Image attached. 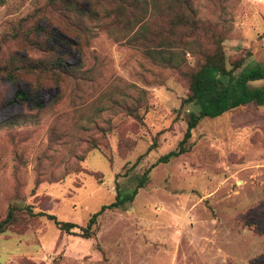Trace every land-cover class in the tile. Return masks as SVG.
I'll use <instances>...</instances> for the list:
<instances>
[{
    "label": "rangeland",
    "instance_id": "rangeland-1",
    "mask_svg": "<svg viewBox=\"0 0 264 264\" xmlns=\"http://www.w3.org/2000/svg\"><path fill=\"white\" fill-rule=\"evenodd\" d=\"M45 2L0 5L2 55L22 49L2 43L10 26ZM227 19V61L264 65V0H239ZM95 34L80 52L61 35L51 42L81 65L83 79L43 80L33 91L35 78L0 77V219L16 202L76 226L65 233L37 217L9 228L0 235V264H264V106L202 120L189 151L154 166L185 133L186 83L106 32ZM133 106L141 122L127 115ZM148 169L133 201L105 211L84 237L80 228L115 200L116 186L133 189Z\"/></svg>",
    "mask_w": 264,
    "mask_h": 264
},
{
    "label": "trees",
    "instance_id": "trees-1",
    "mask_svg": "<svg viewBox=\"0 0 264 264\" xmlns=\"http://www.w3.org/2000/svg\"><path fill=\"white\" fill-rule=\"evenodd\" d=\"M6 1L0 0V5ZM238 1L206 0L200 7L199 0H46L42 10L17 20L4 34L3 44L19 43L22 49L2 55L0 44V77L9 82L35 78L30 85L33 91L45 85L43 80L59 85L67 78L83 79L86 72L81 65L70 64L51 42L61 35L80 52L97 31L106 32L115 42L173 69L186 83L188 93L182 103L192 109L187 115L185 133L177 150L160 157L154 166L167 163L189 151L186 144L191 132L202 120L221 117L249 104L264 106V84L255 85L264 81V65L243 67V60L228 62L223 49L230 32L229 9ZM40 20L44 22L40 24ZM27 97L22 91L15 94L16 100L26 101ZM125 111L136 121H142L140 106ZM149 172L150 169L139 177L131 190L117 185L115 200L90 215L86 225L80 228L82 235L89 238L95 234L98 218L105 211L124 210L144 186ZM37 217L53 220L65 233L76 227L59 222L52 215L33 212L31 206L11 202L0 219V235Z\"/></svg>",
    "mask_w": 264,
    "mask_h": 264
}]
</instances>
